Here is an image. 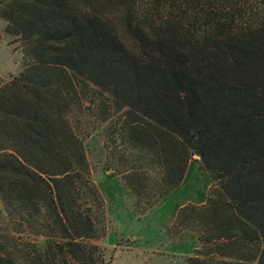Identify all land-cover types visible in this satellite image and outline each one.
<instances>
[{
  "label": "trees",
  "instance_id": "trees-1",
  "mask_svg": "<svg viewBox=\"0 0 264 264\" xmlns=\"http://www.w3.org/2000/svg\"><path fill=\"white\" fill-rule=\"evenodd\" d=\"M0 19L22 55L0 80V264H105L84 144L103 96L106 142L171 189L195 164L214 185V251L189 264H264V0H0Z\"/></svg>",
  "mask_w": 264,
  "mask_h": 264
},
{
  "label": "rangeland",
  "instance_id": "rangeland-1",
  "mask_svg": "<svg viewBox=\"0 0 264 264\" xmlns=\"http://www.w3.org/2000/svg\"><path fill=\"white\" fill-rule=\"evenodd\" d=\"M5 28L0 19L2 81L22 71L19 43ZM101 99L102 106L88 111L90 127L107 120L84 141L90 180L102 203L98 220L104 232L90 243L100 249L105 264H189V259L209 255L214 250L204 235L212 229L210 213L198 193L213 196L214 185L195 164L188 180L171 189V174L149 157L126 144L106 142L113 124L120 125L122 119L105 96Z\"/></svg>",
  "mask_w": 264,
  "mask_h": 264
}]
</instances>
